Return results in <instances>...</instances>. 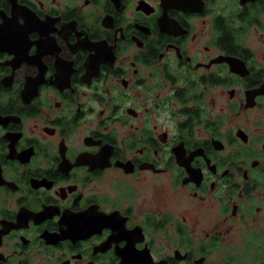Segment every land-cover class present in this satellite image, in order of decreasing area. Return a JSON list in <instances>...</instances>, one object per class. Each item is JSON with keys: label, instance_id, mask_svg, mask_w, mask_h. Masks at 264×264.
Listing matches in <instances>:
<instances>
[{"label": "flooded vegetation", "instance_id": "1", "mask_svg": "<svg viewBox=\"0 0 264 264\" xmlns=\"http://www.w3.org/2000/svg\"><path fill=\"white\" fill-rule=\"evenodd\" d=\"M0 264H264V0H0Z\"/></svg>", "mask_w": 264, "mask_h": 264}]
</instances>
